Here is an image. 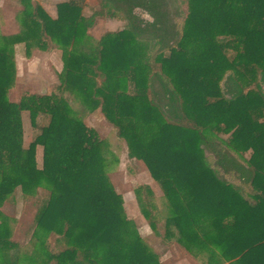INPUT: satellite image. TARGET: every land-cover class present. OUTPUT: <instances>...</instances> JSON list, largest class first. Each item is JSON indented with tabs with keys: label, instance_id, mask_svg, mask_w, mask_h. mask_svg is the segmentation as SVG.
I'll use <instances>...</instances> for the list:
<instances>
[{
	"label": "trees",
	"instance_id": "trees-1",
	"mask_svg": "<svg viewBox=\"0 0 264 264\" xmlns=\"http://www.w3.org/2000/svg\"><path fill=\"white\" fill-rule=\"evenodd\" d=\"M22 5L21 32L0 31V208L18 189L25 202L40 189L48 197L32 253L8 256L17 246L0 214V264H163L126 216L109 144L67 91L101 112L161 186L163 200L147 185L136 190L156 236L192 257L208 254L206 264H264V0H187L181 24L168 0H68L56 19L34 0ZM107 18L126 26L96 41L91 30ZM18 46L26 57L62 51L56 92L16 88ZM24 113L39 130L28 147ZM226 158L245 175L220 178L211 161Z\"/></svg>",
	"mask_w": 264,
	"mask_h": 264
},
{
	"label": "rangeland",
	"instance_id": "rangeland-1",
	"mask_svg": "<svg viewBox=\"0 0 264 264\" xmlns=\"http://www.w3.org/2000/svg\"><path fill=\"white\" fill-rule=\"evenodd\" d=\"M22 10V0H0V23L3 22L4 27L2 28L0 26V31L5 35L20 33L21 26L18 21V15ZM168 10L172 14V19L181 24L188 14L187 0H168ZM177 10L179 12V17H181L179 19H175ZM136 12L144 20H152L144 11L137 10ZM86 13L87 15H91L89 9L86 10ZM56 17H58V15H56ZM125 26L124 22L112 21L107 18L99 21L91 30V34L97 41L106 32L122 30ZM144 44L148 45L149 43L146 42ZM19 47L20 46H18L16 56L19 60L18 64L16 61V88L37 94H52L56 92V87L60 84L59 74L64 67L62 51L57 47L48 52L36 48L32 50L30 57H26L24 47ZM64 96L72 109L77 112L80 119L89 127L95 129L99 137L109 144L111 155L108 154L107 157L111 160L110 178L116 191L124 199L126 216L133 222L146 244L159 254L162 263L206 264L208 254H202L198 258L192 257L186 254L176 241H174V244H167L163 239L152 232L137 203L136 190L141 185H147L160 200H163L164 192L161 186L152 178L148 168L142 161L129 159L126 143L118 138L116 131L105 120L99 110L92 111L87 108L81 99L73 92L67 91ZM11 98L12 101H17L15 94H13ZM43 122L44 117L41 116L38 119V123L41 125ZM23 126L25 131V145L28 147L39 130L34 128L31 124L28 113L23 114ZM207 154L209 155V153ZM36 160L38 167L42 168V147L37 148ZM211 163L218 171L219 177L223 179H231V177L235 175L243 176L246 172L244 165L230 158H226L224 163L219 161H211ZM47 197L48 193L40 189L36 196L25 202L23 200L22 191L18 189L15 197L0 208V214L9 220V226L12 230L11 242L17 246L14 250H9L7 252L10 258L18 254L33 252L36 242L33 238V233L36 228V216ZM1 222L2 219L0 218V224ZM48 240L49 248L54 252L62 248L61 244H58L56 234H50ZM52 264L56 263L53 262Z\"/></svg>",
	"mask_w": 264,
	"mask_h": 264
},
{
	"label": "crops",
	"instance_id": "crops-1",
	"mask_svg": "<svg viewBox=\"0 0 264 264\" xmlns=\"http://www.w3.org/2000/svg\"><path fill=\"white\" fill-rule=\"evenodd\" d=\"M34 1H37V3H39L52 18L56 19L57 18L56 15H58V4L67 2L68 0H34ZM55 12H56V15H55ZM112 21H115V20H112ZM0 26L2 28H4L3 22L0 23ZM17 34H19V33H17ZM13 35H16V34H13ZM20 47H22V46H20ZM17 49H18V47H17ZM16 56H17V53H16ZM16 61L18 64L19 60L17 59V57H16ZM14 257H12V258H14ZM20 264H22V263H20Z\"/></svg>",
	"mask_w": 264,
	"mask_h": 264
}]
</instances>
